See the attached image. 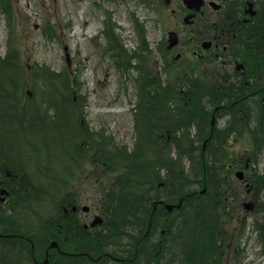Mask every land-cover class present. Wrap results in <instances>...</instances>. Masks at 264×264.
Masks as SVG:
<instances>
[{"label":"rangeland","instance_id":"1","mask_svg":"<svg viewBox=\"0 0 264 264\" xmlns=\"http://www.w3.org/2000/svg\"><path fill=\"white\" fill-rule=\"evenodd\" d=\"M140 1L12 0L15 12L8 24L0 12V89H8L12 82L9 76H16L7 104V110H11L7 116L16 115V121H3L0 117V165L7 166L14 173L23 174V184L30 190L26 205L18 211L2 212L0 222L3 224L9 222L6 216L14 217L11 218L14 221L20 220L28 227L35 226L34 223L37 222H45L41 229H45L48 234L52 229L51 221L55 219L53 213L61 211L69 189L76 192L89 189V186H85L88 184L85 177L91 179L93 185L106 184L109 188V184L122 178H119V173L124 174V177L132 174L136 170L130 169L132 163L139 164L137 159L144 156L148 161L159 160L163 165L164 161L170 162L169 172L173 168L176 173L184 161L180 157L169 161L167 157H175L174 150L170 147L161 152L160 147L165 146L166 135L176 141L183 132L187 135L182 139L188 138L190 142V146L183 142L184 146L188 149L190 147L193 154L201 151V141L192 135L195 129L202 127L197 123L208 116L204 112L186 116L182 107L183 101L179 104L160 105L149 92L159 85L165 93L177 97V91L180 90V85L177 84L180 82L178 72L189 66V50L196 44L193 42L184 49L186 57L176 62H173L174 54H168L164 45L166 46L170 30L176 31L182 41L189 37V28L182 19L184 14L181 8L184 6L181 0H171L169 5L163 0H146L145 3ZM110 44H116L120 51L111 48ZM8 59L14 63L3 64ZM35 64L44 65L43 69L51 74L50 81L45 80L42 83V79L38 80V77L33 79L32 67ZM2 67L6 69L2 71ZM45 71L41 78H46ZM62 86L64 87L61 88ZM184 106L186 107L185 104ZM39 108L41 119L38 124H31L29 117ZM25 111H29V115ZM143 112L153 115L154 118L162 117L159 135L151 138L144 136L148 130L142 117L139 118ZM256 112L257 110L254 114ZM2 114L5 115V110ZM177 118H181L184 124L180 133L175 130L178 125ZM168 119L170 123H167ZM140 120L142 123L139 125ZM61 123L70 132L66 134L67 138L73 136L69 142L66 136L56 130L57 127L66 130ZM192 124H195V128ZM42 134L48 142L45 146L40 144ZM142 137L148 140L144 142ZM191 138L197 141L198 147H192L194 143ZM134 140L139 144L137 147ZM156 140L163 142V145L157 146L154 143ZM178 140L181 143L182 140ZM67 144L70 148L73 146L71 155ZM9 145L13 147L10 149ZM208 145L210 150L215 151L214 157L222 153L228 163L239 154H243L244 161L245 156L253 151L252 135L248 133L234 135L223 150L216 151V145ZM122 146L128 150L133 147L132 151L135 152L127 154V150L120 148ZM16 151L22 157L16 155ZM255 153L247 169L235 163L222 172L216 169L219 183L222 184L220 189L211 187V181L206 186L199 184L196 187V192L206 188L201 209L205 207L202 215L208 218L211 226V242L202 243L189 233L183 221L185 212L190 209L181 210L180 214L184 213L183 220L175 218L173 227L164 230V234L159 235L160 230L154 226V234L147 239L153 249L148 264H169L167 255L161 261L163 253L158 248L164 247L166 237L170 240L172 237L175 247H190L184 253L186 259H174L173 263L170 260V264H264L260 251L264 240L263 205L253 203L254 209L251 211L243 207L245 202L254 201L251 196L253 189L249 188L247 181L249 182L253 172L264 169V153H259V148H256ZM102 156L105 159L101 160ZM98 157L100 161L97 162ZM242 170V178L239 179L237 172ZM226 171L229 172L227 176L224 174ZM93 175L98 176L94 178ZM76 176L78 179L73 182ZM169 178L172 179V173ZM149 179L153 180V173L145 180ZM124 186L125 190L122 192L126 194L133 184L129 180ZM118 189L119 185L116 184L113 187V197L118 196ZM215 194L221 198L215 199ZM149 200L143 199L142 202L149 205ZM54 201L56 204H53ZM51 204L54 207L53 212L49 210ZM226 210H232V214H220ZM141 211L145 213L142 229L144 232L149 212L145 208ZM17 217L18 220L15 219ZM108 227L109 224L106 230ZM255 227H259L260 231ZM121 228L127 230L125 227ZM233 229V245H242V254H234L233 249L229 251L227 247ZM1 230L12 229L3 226ZM219 230L222 237L217 239ZM157 240L161 242L156 247ZM257 257L259 259L255 262Z\"/></svg>","mask_w":264,"mask_h":264},{"label":"flooded vegetation","instance_id":"2","mask_svg":"<svg viewBox=\"0 0 264 264\" xmlns=\"http://www.w3.org/2000/svg\"><path fill=\"white\" fill-rule=\"evenodd\" d=\"M170 2L171 0L168 4ZM181 2L184 6L181 8L182 14H184L182 19L184 25L189 28V37L182 41L175 34L172 36L171 47L168 46V40L164 47H166L168 54H174L172 58L173 62H176L186 57L184 49L194 42L196 45L189 50L191 57L188 58L187 70L194 73L203 70V78L201 82L191 81L190 78L177 82L180 85V95L186 92L194 94L195 91H193L192 86L199 84L195 94H198L199 103L201 101L207 108L212 105L211 110L208 109L207 111L210 120L207 122L204 118L202 124L208 123V128H218L220 131L217 134L252 133L255 130L254 127L256 128L261 123L258 120L259 117L264 118V0H200V6L197 9L189 7L184 0ZM209 85L213 87L211 97L207 94ZM245 102L252 107V110L245 105ZM259 104L262 105L261 116L258 115ZM254 110H257L254 115L258 118L256 122L250 121L247 126H239L233 121V117L241 115L251 119ZM185 113L190 116L196 112L187 110ZM262 124L264 127V120ZM193 136H196V130ZM242 158L243 156L239 157L237 163L240 167L243 166L244 169H247L251 157L246 155L244 161ZM228 166L231 167L232 164L228 163ZM21 175L23 174L11 173L5 165L0 166V191L2 189L7 191L3 196L0 194V217L4 210L7 213L12 212V210L18 211L28 203L27 197L30 195V190L27 188L28 186L23 184L25 180L22 179ZM262 177L261 195L258 194L252 203L261 201L262 210H264V170ZM77 179L76 176L73 182H76ZM84 179H86L88 186L93 185L91 179L86 177ZM97 186H101V184L97 183ZM19 191L21 194H15ZM173 193L166 191L165 198L172 196ZM166 203H170V201L166 199L164 203H149L150 216L154 208L153 214L156 212L154 224L151 222V226L155 225V229H159L160 234L172 225L169 220L172 218L174 209L167 211L164 205ZM82 206L83 203L78 208L81 209L84 221L79 223L76 219L78 210L74 211L66 204H62L60 215L69 218L70 221L67 223L51 221L52 229L48 234L45 229L27 226L30 229L29 235L20 220L10 224L0 222V264H140L138 254L133 253L125 246L120 247L117 255L104 252L103 256H94L85 251L81 245L84 243L82 238L86 235L93 236L94 229H97L96 227L99 225L93 226L92 222L96 216L102 217V215L100 208L97 211L90 208L84 210V206ZM252 209L251 207L248 211ZM226 213L231 215L232 210ZM166 221L167 223H165ZM80 225L86 230L84 236H78L73 231L74 227ZM3 226L12 230L3 231L1 230ZM257 230L260 231L259 227ZM262 233L264 236V223ZM139 234L140 231L138 230L134 240L143 237ZM32 235H42L46 244L34 241L30 238ZM221 237L219 230L217 239ZM234 237L235 229L230 233L231 240L227 247L229 251L233 249L234 254H242V245H233ZM239 237L241 238V230ZM10 238L15 239L14 247L6 249L2 241ZM124 238L132 240L131 233L125 232ZM222 243L223 240L220 242V246ZM244 243L245 241H243ZM79 246L82 247V250L79 249ZM260 251L264 257V240ZM170 254L172 256L170 257L174 258V250ZM150 259L151 256L148 258V262ZM79 260L82 262L79 263Z\"/></svg>","mask_w":264,"mask_h":264},{"label":"bare ground","instance_id":"3","mask_svg":"<svg viewBox=\"0 0 264 264\" xmlns=\"http://www.w3.org/2000/svg\"><path fill=\"white\" fill-rule=\"evenodd\" d=\"M0 12L3 15V17L5 18V20L7 21L8 19H10L11 16H13L15 10L13 7V4L11 3V11L10 13H7L5 10H2L0 8ZM108 25L111 27V23ZM178 78L180 79V81H183L186 78H190L191 81H197V82H201L202 78H203V70H200L199 72H192L191 70H187L185 68L180 69L178 72ZM151 96L153 97L154 101L158 104H179L181 101H183V103L185 105H190L194 99V94L192 92H186L185 94L181 95V97H176L174 95L169 94L168 92L165 93L164 89L161 88V86L157 85L156 87H154L153 89H151L150 91ZM71 104V103H70ZM211 104V103H209ZM69 106V105H68ZM67 108L69 110H71V107ZM212 105L208 106V109L211 110ZM144 114L143 120L144 123L146 124V130L145 131V136L146 137H152L153 135H156L160 133L161 128L159 126L160 121L162 120V117L160 118H154L152 117L153 115L150 114ZM178 119V125L176 126L175 130H177L178 132L180 130H183L184 128V124L181 121V118H177ZM169 120V119H168ZM233 121L239 125V126H247L249 120L244 116H235L233 117ZM170 123V120L169 122ZM60 124V123H59ZM61 125H63V128H68L65 124L61 123ZM175 125V124H172ZM34 128L36 127V125H33ZM56 130H58L61 134H63L64 136H66L67 138V133H70L69 130H63L60 127H57ZM220 130L216 127H211V128H205V127H200L196 130V137L198 139V141H201V153L200 156L203 157L204 159H206L208 161V163L212 166V168L217 169L219 171H225L227 168V164L223 163L222 161H224V158L221 156H217L214 157L213 154L210 152V149L208 148V134L211 133L213 135H215L216 133H218ZM180 133V132H179ZM44 134H42L43 136ZM71 135V134H70ZM185 134L183 132L180 133L178 139H181V143L180 141L177 139L176 141H172L171 138H169L167 135L164 138V147H160L163 145L162 143L157 142V140L154 142L156 143L157 146L160 147L161 152H163L164 149L170 147L171 149L174 150V153L176 155H178V157H180L181 160L184 161V163L179 167V169H177L178 171H176V173H174V170L172 168V172L175 175H179L180 174V178H175L171 180V183H158L154 186H146L144 188L141 187H132L128 189V193H126V198H125V204H127V208H131L128 207L130 202H131V196H135L141 200L143 199H150V202H153L154 204L157 203H164V200H166L165 198V192L166 191H172L175 192L176 190L173 189V187L178 186L179 190L183 191L184 193L181 192V194L177 195V199L180 202L186 203V204H196L198 202H202V197L204 196L206 191L203 192H195L193 191L194 189H196V187L201 183L204 186H206L208 184V178L207 176L202 173L196 166H195V158L194 155L192 153L191 148L189 147V149L187 147L184 146V143L190 146V142L188 140V138L182 139V137ZM41 136V137H42ZM73 136H70V139L67 138V141L69 142V140H72ZM191 141L194 143V145H192L193 148L198 147L197 146V141L195 139L191 138ZM184 142V143H183ZM3 143V142H2ZM1 143V144H2ZM41 145H47V139L45 136H43L42 141L40 142ZM134 144H136V147L139 145L138 143H135L134 140ZM68 145V144H67ZM3 147V146H2ZM10 149L13 147L11 145H9ZM4 148V147H3ZM120 148H123L124 150H127V154L130 152H135L132 151L134 150V148H130L129 150L126 148L125 146H122ZM68 149H69V155H71V152H73V146L72 148H70V146L68 145ZM138 149V148H137ZM20 151V148H19ZM16 151V155L21 156L22 154ZM155 152V151H154ZM250 155L252 157H254V155L256 154L254 151H250L249 152ZM144 156V154H142ZM64 157V156H63ZM67 157V156H65ZM145 157V156H144ZM141 158V159H137V161L139 162V164H133L136 168H141L140 171L143 172L145 174V177H148L150 174H152L155 170L161 171L162 174H165L167 171L166 166H164L162 164V162H160L159 160L157 161H148L147 158ZM101 160L105 159V156L100 158ZM23 161V159H19V161ZM100 161L99 157L97 159V162ZM195 166V167H194ZM122 169L124 170V166H122ZM121 172V170H120ZM124 174H120L119 176L124 177ZM173 175V176H175ZM51 187L53 186V184H50ZM43 190V188H42ZM68 196L67 199L64 200L65 204L71 208L72 210H78L77 212V221L79 223H83V217H82V213H81V209L78 208L80 207L81 202L86 204L91 210L97 211L99 209V205L100 204H109V205H113L114 203V199L112 196H105V197H101L98 193H96L93 190H89V189H85V190H80V191H74L69 189L68 190ZM47 193V192H44ZM215 193V192H214ZM60 194H61V190H60ZM62 195V194H61ZM222 195V194H221ZM1 196V195H0ZM215 199H220L221 197L218 196L217 194L214 195ZM53 204H56V201L53 202ZM124 206H122V209L125 208ZM254 209V208H253ZM49 210H51V212L54 211V207L51 204V206L49 207ZM227 210L225 212H220L221 215H226L228 213H226ZM54 220L56 221H60V222H64L67 223L70 221L69 218L64 217L62 215H60L59 210L54 212ZM175 218H178V215L175 214L174 215ZM264 218V215H263ZM262 218V219H263ZM93 220V219H91ZM36 227H44L45 226V222H41V223H34ZM183 225L185 226L186 229H188L189 233L191 235H193L195 238H197L200 242L202 243H209L212 240V235L209 234L207 231H205L202 227L196 225V224H192L190 222L187 221H183ZM25 228L26 233H28L30 235V229H28V227L26 225L23 226ZM73 231L78 235V236H84L86 235V230L80 226L78 227H74ZM102 234L106 237H110L112 235V231L111 230H106L103 229L102 230ZM13 237V236H12ZM31 239H33L36 242H40L41 244H46V240L44 239V237H42V235H32L30 236ZM116 244L117 247H121V246H125L128 249H130L133 253L138 254L139 256V260L141 262V264H147L148 263V258L150 256L153 255L152 251L153 249L151 248V245L146 242L143 241L141 239H136V240H127L125 238H123V236L121 235H116ZM82 241H84V245L87 246L88 248H92V249H100L102 248L101 243L99 242V240L97 238H94L89 235H86L82 238ZM3 244L4 247L7 248H13L14 244H15V239L14 238H10V239H3ZM52 247V245H51ZM63 254L65 255V252H63ZM89 261V260H88Z\"/></svg>","mask_w":264,"mask_h":264},{"label":"trees","instance_id":"4","mask_svg":"<svg viewBox=\"0 0 264 264\" xmlns=\"http://www.w3.org/2000/svg\"><path fill=\"white\" fill-rule=\"evenodd\" d=\"M11 1L12 0H0V8L2 10H5L7 13H10V11H11ZM145 1L146 0H141L140 2L141 3H145ZM9 20L10 19L7 20V24H8ZM110 47L114 48V50H116L118 52L120 51V48L116 44L115 45L110 44ZM3 62H2L3 64H5V63H8V64L14 63V62L11 61V59H8L7 61H3ZM43 67H44V65L40 66L39 64H35L32 67L33 68V70H32L33 78L34 77H36V78L38 77V79H39V78H41V76H43V72L45 71L43 69ZM3 69H6V68L2 67L1 70L3 71ZM40 70H42L41 74H40ZM45 72H46V75H45L46 78L45 79L50 80L52 77L49 76V75H51V74L48 71H45ZM9 78H12V82L9 84L8 89H6L4 91L0 89V117H2L1 120H3V121H5V120H9V121L15 120L16 121V115H13L11 117L7 116V114L9 112H11V110H7V104H8V99H9L8 98V94L11 92V90L13 88V81L15 80L16 76L10 75ZM42 78H44V77H42ZM64 86H62L61 88H63ZM143 86H144V83H143ZM208 88H213V87L212 86H208ZM7 90H8V93H6ZM5 93H6V95H5ZM198 93H199V91H198ZM195 94H196V92H194V105L191 107V110L195 111L196 109H198V110L202 109L203 112H207L208 111L207 106L204 105V103H202L201 101L199 103L198 97H197L198 94L197 95H195ZM207 94L210 95V97H211L212 93H207ZM5 104H6V106H4ZM245 105L247 107L249 106L251 108V110H252V107L249 104H247L246 102H245ZM247 107H246V109H247ZM3 110H5V115L2 114ZM254 112H255V110H254ZM254 112H253V117H251V119H248L249 122L250 121H253V122L257 121L256 116H254L255 115ZM258 112H259L258 115L261 116V114H262V105L261 104H259ZM143 113H142V116H139L140 118L144 117ZM258 120H260L261 123H259V125H257L256 128L254 127L255 130L252 133H250V134L252 135L253 151L255 152L256 148H259V153L263 154L264 153V127H263L262 121L264 120V118L263 117H259ZM226 136H228V134H217L216 133L215 135L212 134V136H211V138L209 140H210L211 144H214V142H215L222 149V147H223L222 143H223V140L225 139ZM214 139H216V140H214ZM141 140L145 142V141L148 140V138L142 137ZM219 150L220 149H217L216 151H219ZM210 152L213 153V155L215 154V151L210 150ZM200 153H201V151L198 150L196 153L193 154L194 158H195L196 165H197L196 167L202 173H204L207 176L208 181H211V184H210L211 187L215 186L217 188V190L220 189L222 187V184H220L219 180H218V171L216 169L212 168V166L208 163V161L200 156ZM220 156L222 157V153H221ZM167 158H168L169 161H172V160H177V158H179V157H178V155H176L175 157H167ZM224 163H225V159H224ZM132 164H134V163H132ZM169 165H170V162L164 161V166H166V169H167L166 171L167 172L165 174H161V171L155 170L153 172V180H150V179L149 180H145V179H148L151 174L148 177H145V174L143 172H141L139 168H136L137 167L136 165H135L136 167L133 165L130 169L136 168V170L132 174H126V177H122L117 182L119 184V189H118L119 194H118V196H116V197L114 196L113 197V193H112V195L110 194V196H112L113 199H114V203H113L114 207L113 208H115L114 210L112 209L113 211H111V207H109L110 215H111L110 221H111V225H112V230L111 231L116 233L120 229V223H123V222H126V221L130 222V223H134L133 227H138L140 230L143 229V226H144V223H145V213H143L141 211V209L145 208L146 205L142 201L138 202L139 198L134 197L132 195L131 198H130L131 202H130V204L128 206V207H131V208L125 207V206H127V204H125L126 196H122V195H126V194H124L122 192V191L125 190L124 184L127 183L130 180V182L133 184V188L134 187L144 188L146 186H154V185L157 184L158 180H162V179H164L165 183H168V182L171 183L172 179L180 178V174L179 175H175L173 172H169ZM171 173H172V179L169 178V175ZM224 174L227 175L226 172H224ZM173 175H175V176H173ZM119 178H120V176H119ZM253 182H254L253 184H254V186H256V188H260L262 186V184H263L262 174L261 175H254ZM173 189H175L176 191L174 192V195H172L171 199H175L176 200L178 194H181V192L184 193L183 191L179 190L178 186L173 187ZM106 195H107V193L104 194V196H106ZM186 205L190 209V210H188V213H189L190 217H189L187 222H190L192 224H196V225L202 227L203 229H205V231H207L209 233L211 226H210L208 220L206 219L205 215L204 216L202 215V211H205V208L201 209L202 202H198L196 204H186ZM193 205H196L199 208L194 207ZM122 206H124L125 208L122 209ZM192 209H194V210H192ZM180 212H179V214H180ZM183 214H180V218L181 219L184 218ZM137 217H141V219L139 220ZM174 221H175V219H174ZM144 240L146 241L147 237ZM114 244L116 245V242ZM164 246H165V244H164ZM192 248H193V245H192ZM164 253L165 252L163 250V254L162 255H164ZM162 257H161V261H162ZM184 258L186 259L187 256L185 255L182 259H184ZM156 264H160V263L157 262Z\"/></svg>","mask_w":264,"mask_h":264},{"label":"water","instance_id":"5","mask_svg":"<svg viewBox=\"0 0 264 264\" xmlns=\"http://www.w3.org/2000/svg\"><path fill=\"white\" fill-rule=\"evenodd\" d=\"M186 3H187V5L189 6V7H194V8H198L199 6H200V0H184ZM165 2L166 3H168L169 2V0H165ZM171 37H172V35H174L173 33H170L169 34ZM238 176H239V178L241 177V173H238ZM180 205V202L177 204V205H173V204H166L165 206L167 207V209L168 210H170V209H172L174 206H179ZM250 206V203H246L245 204V207H249Z\"/></svg>","mask_w":264,"mask_h":264}]
</instances>
